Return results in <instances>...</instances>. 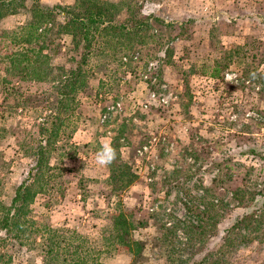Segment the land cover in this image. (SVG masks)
<instances>
[{"label": "rangeland", "instance_id": "rangeland-1", "mask_svg": "<svg viewBox=\"0 0 264 264\" xmlns=\"http://www.w3.org/2000/svg\"><path fill=\"white\" fill-rule=\"evenodd\" d=\"M110 1L120 22L135 11L159 21H148L137 37L121 35V46L95 41L87 86L61 95L77 56L70 37L62 36L38 78L10 73L27 14L22 0H5L3 8L17 10L0 21V103L11 92L0 106V219L39 144L56 177L27 203L25 217L35 221L29 230L38 232L22 234V206L11 229L0 231V264H65L76 243L80 256H95L90 264H131L125 246L103 244L117 203L145 220L133 232L145 242L137 264H199L209 253L208 262L264 264V233L243 242L227 231L264 205V0ZM3 78L16 92L4 90ZM102 141L117 150L107 167L95 162ZM253 183L261 189L257 201L240 204L232 192ZM53 229L71 243L68 254L56 247L47 253Z\"/></svg>", "mask_w": 264, "mask_h": 264}, {"label": "trees", "instance_id": "trees-1", "mask_svg": "<svg viewBox=\"0 0 264 264\" xmlns=\"http://www.w3.org/2000/svg\"><path fill=\"white\" fill-rule=\"evenodd\" d=\"M5 0H1L0 4V21L8 14H13L17 9L11 8L8 12L7 8H3ZM116 4L110 0H75L72 5L54 4L50 7H46L40 4L39 0H22V10L27 14V20L22 24V42L19 41V46L16 51L9 55V72L12 74H25L31 79L38 78L44 72L46 68L45 58L52 57L57 54L61 48V38L63 35L70 37L71 50L77 55L75 58H71L74 61V66L70 68L67 79L60 85V94L65 95L71 91L77 89H83L88 83L87 74V60L91 54V48L95 46V41L101 40L100 43L114 42L121 44V35H135L138 36L142 30V26L148 24V21L153 20L156 16L153 14H147L146 16L136 13L133 17L126 18V21L116 20L115 16ZM154 20H158L155 18ZM162 24L166 26H172L170 23H165L161 20ZM130 24V25H129ZM6 33V32H5ZM2 32L0 36L5 34ZM105 33H110L109 35ZM109 37V39H108ZM135 37L130 38V44L137 42ZM127 39V38H126ZM18 43V42H17ZM48 43V44H47ZM121 46V45H120ZM50 50L51 53L44 54L45 49ZM104 49V48H103ZM105 49L107 46L105 45ZM167 48L164 49V53ZM107 53V52H105ZM167 53V52H166ZM216 72H214L215 74ZM47 74V73H46ZM44 74V75H46ZM90 75V74H89ZM4 83V90L11 89L16 92L15 86L9 88L5 83V78L1 80ZM69 90V92H67ZM11 92L4 93L2 98V104L6 103L7 96ZM45 128V127H44ZM42 127V130H44ZM46 154V148L39 144L34 150H31L33 165L27 173V177L22 181L20 185L15 189L14 195L11 198L9 205L6 207V213L0 219V231H9L11 226L15 224V220L19 218V211L22 206V234L27 230L29 232H38V227L34 230H29V226L34 224L35 221L26 218L25 215L28 212L27 203L41 191L45 190V186L50 179L55 178L53 174H49L52 166L49 161H46L44 155ZM45 161V164L43 163ZM117 172L120 176H129L127 166H117ZM47 174V175H46ZM60 175V174H58ZM51 177V178H50ZM216 180V179H214ZM253 188H240L238 186L234 193V198L238 202L248 203L256 202V195L260 194L261 189L257 188V183L252 184ZM85 186V180L81 178L79 180V187ZM59 187V186H58ZM84 189V190H83ZM81 189L80 195L85 198V187ZM57 190V189H56ZM65 188H58L59 193H63ZM241 196H239L240 194ZM239 194V195H237ZM247 195L243 202L244 197ZM246 201V202H245ZM120 203H117L113 208V212L108 213L107 219H109V226L104 227L102 230L103 244L106 249L114 247L116 244L125 246L132 255V263L137 264L136 260L142 257L143 250L145 248V242L134 238L133 232L139 227H145V220L134 218V210L120 208ZM23 218H26L23 220ZM264 205L259 212H248L240 216L235 223L227 230L234 234L236 237H240L243 242L258 237L260 239V233H264ZM263 230V231H262ZM58 231V232H63ZM243 231V232H242ZM47 244V253L52 254L56 249H61L65 254H68V248L71 243L67 242V239H58L57 230L50 231ZM258 232V233H257ZM236 233V234H235ZM254 233V236L253 234ZM257 233V235H255ZM47 239V238H46ZM230 239V240H229ZM234 238H226L228 244H231ZM35 241V240H34ZM61 243H63L61 245ZM56 249L54 250V248ZM74 250L70 253V259L65 258V264H90V260L94 262L95 256H92L88 251H84L85 258L79 255L81 245L79 243L73 244ZM223 248V247H222ZM54 250V251H53ZM223 255V249L220 250V256ZM74 255V256H73ZM213 256V253H209L200 260L199 264H223L216 256L215 260L208 262L209 258ZM170 264H187L181 261H171Z\"/></svg>", "mask_w": 264, "mask_h": 264}, {"label": "clouds", "instance_id": "clouds-1", "mask_svg": "<svg viewBox=\"0 0 264 264\" xmlns=\"http://www.w3.org/2000/svg\"><path fill=\"white\" fill-rule=\"evenodd\" d=\"M253 78L257 77V73L250 74ZM231 79V77H229ZM117 158V150L111 142L102 141L100 149L95 154V162L100 167L111 165Z\"/></svg>", "mask_w": 264, "mask_h": 264}]
</instances>
